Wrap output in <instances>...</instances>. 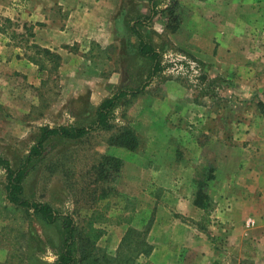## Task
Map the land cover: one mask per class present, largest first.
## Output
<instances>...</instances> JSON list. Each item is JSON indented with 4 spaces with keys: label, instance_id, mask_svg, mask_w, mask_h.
<instances>
[{
    "label": "rangeland",
    "instance_id": "rangeland-1",
    "mask_svg": "<svg viewBox=\"0 0 264 264\" xmlns=\"http://www.w3.org/2000/svg\"><path fill=\"white\" fill-rule=\"evenodd\" d=\"M1 3L5 6L0 11L11 15L0 12V47L5 41L11 46L5 56L31 64L25 75L0 74V159L13 169L34 144L38 128L90 126L94 110L103 99L118 89L131 91L142 85L150 62L136 54L131 26L159 55V71L139 94L124 97L110 114L111 131L93 130L75 141L49 139L22 181L24 198L49 204L71 216L78 227L91 221L100 230L95 243V258L100 264H117V255L104 249L108 242L116 241L125 228L118 222L135 207L127 200L134 193L123 181V166L117 157L120 151L128 150L107 143L116 130L127 129L136 139L135 149L128 152L148 154L157 138L186 136L185 130L163 129L170 123L165 108H198L207 117L219 110L221 120L253 119L264 125V80L249 83V96L243 92L223 96L225 81L197 58V48L193 47L199 40L197 34L189 40V32L197 25V9L188 0H153L155 15L147 21L150 5L146 0H35L33 6L28 0ZM45 10L52 12L49 27H56V31L77 28L90 32L68 46L41 48L33 43V34L28 37L27 30L32 33L33 27L44 25L38 13ZM33 13L37 17L34 21L29 19ZM250 37L257 40L258 33ZM33 45L48 50L49 55L43 56ZM54 55L57 59L52 58ZM226 108H231V115ZM106 158L120 161L117 171L108 168ZM204 164L201 162L197 174L201 190L211 177V167ZM4 184L0 167V264H53L61 247L60 223L44 227L30 213L10 206L4 200ZM144 212L140 208L136 211L139 216ZM143 226L128 228L136 231L138 238L143 228L147 230L148 226ZM218 228L225 233L230 226L222 224ZM129 242L118 252L121 264H137L133 249L136 235ZM239 253L242 251L232 252L231 263L264 264V257L249 262V256L242 259Z\"/></svg>",
    "mask_w": 264,
    "mask_h": 264
},
{
    "label": "crops",
    "instance_id": "crops-1",
    "mask_svg": "<svg viewBox=\"0 0 264 264\" xmlns=\"http://www.w3.org/2000/svg\"><path fill=\"white\" fill-rule=\"evenodd\" d=\"M28 1L35 5V0ZM188 1L197 9V25L189 32V40L197 34L199 40L193 47L197 48L198 60L210 65L215 77L225 81L223 96L233 97L242 92L249 96V83L264 80V0ZM4 6L1 3L0 9ZM62 8L64 11L65 6ZM50 13L40 11L42 18L38 19L44 25L31 29L33 43L41 48L68 46L90 32L77 28L64 33L58 28L56 31V27H49ZM33 14L29 19L34 21L37 17ZM255 31L257 40L250 37ZM10 48L5 41L1 42L0 74L7 71L8 75H25L31 64L5 56ZM230 109L226 108L229 115ZM165 110L170 123L163 129L185 130L186 136L157 138L148 154H117L123 166V181L134 193L127 200L135 207L130 208L125 220L118 222L125 228L104 250L116 254L122 248L126 229L144 225L147 230L143 228L140 236L147 254H138L137 264H234L231 259L234 260L235 250L242 251V259L249 256V262L263 260L264 125L253 119L221 120L219 110L209 117L198 108ZM157 117L162 121L161 114ZM201 162L211 167V177L205 189H200L199 201L197 174ZM139 208L145 210L142 216L136 213ZM222 224L230 226L225 233L218 228Z\"/></svg>",
    "mask_w": 264,
    "mask_h": 264
},
{
    "label": "trees",
    "instance_id": "trees-1",
    "mask_svg": "<svg viewBox=\"0 0 264 264\" xmlns=\"http://www.w3.org/2000/svg\"><path fill=\"white\" fill-rule=\"evenodd\" d=\"M150 5V15L145 19L150 20L154 15L153 0H146ZM165 8L164 11L171 14ZM130 32L136 38L137 44L135 48L136 54L143 59L150 62V69L148 74L142 83V85L135 90L125 91L122 89L116 90L110 97L103 99L94 110V118L90 126H73V127H47L42 126L38 128V136L34 144L29 148L28 152L24 156L21 163L16 168H11L7 161L0 159V167L4 171V200L10 206L15 209L23 210L30 213L41 225L44 227H53L60 223L62 230L61 247L53 264H100L95 258V243L101 236L100 230L93 227L91 221L85 223L82 227H78L74 220L69 215H63L55 211L49 204L30 201L23 197L22 194V181L24 175L32 164V162L38 160L43 153L44 144L51 138H57L61 140L75 141L83 138L89 132L93 130L111 131L113 126L109 122V116L112 111L117 107L118 103L126 96H135L142 91L145 84L150 77L157 73L160 69L159 55L158 53L144 40V38L134 29L130 27ZM262 41L264 43V25L262 26ZM28 37L32 38V33L27 30ZM35 51L39 52L43 56H48L49 51L46 49L38 48L33 45ZM58 56H52L53 59H57ZM109 146H115L123 148L128 151H133L137 145L136 139L127 129L116 130V133L107 139ZM109 162L108 168L112 171H117L120 165L119 160L113 158H106ZM198 195L197 199L202 198L200 193V185L197 183ZM196 199V200H197ZM132 235H136V242L133 244V249L136 250V255L141 254L145 256L147 254V246L144 244L142 237L137 238L136 231L131 228H127L124 237L121 241V246L128 247L131 242ZM129 242V243H128ZM120 248V247H119ZM117 250L115 263L121 264ZM102 259H105L102 257Z\"/></svg>",
    "mask_w": 264,
    "mask_h": 264
},
{
    "label": "built area",
    "instance_id": "built-area-1",
    "mask_svg": "<svg viewBox=\"0 0 264 264\" xmlns=\"http://www.w3.org/2000/svg\"><path fill=\"white\" fill-rule=\"evenodd\" d=\"M248 224L250 225V224H251V222L249 221V222H248Z\"/></svg>",
    "mask_w": 264,
    "mask_h": 264
}]
</instances>
